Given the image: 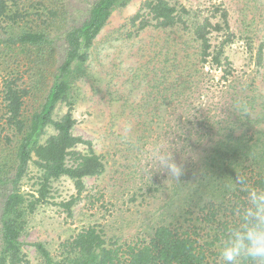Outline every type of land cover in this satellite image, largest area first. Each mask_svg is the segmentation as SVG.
I'll return each instance as SVG.
<instances>
[{"label": "trees", "instance_id": "1", "mask_svg": "<svg viewBox=\"0 0 264 264\" xmlns=\"http://www.w3.org/2000/svg\"><path fill=\"white\" fill-rule=\"evenodd\" d=\"M85 1L88 9L79 19L78 13L70 15L68 0H0V138L7 152L0 158V264H30L21 239L27 217L50 202L55 181L68 178L74 185L76 195L58 203L72 218L86 179L106 169L93 142L73 133L78 122L72 84L83 74L114 11L133 0ZM173 2L177 0H144L129 18V36L151 27L179 28L198 43L197 60L230 80L235 69L228 49L240 41L249 50L253 47L250 37L234 31L229 8L215 4L208 14L196 11L194 20L190 9ZM57 37L64 46L60 62L54 58ZM255 58L262 65L264 44ZM237 92L230 99L239 113L236 120L206 126L217 138L212 145L216 155L205 156L203 162L211 168L222 162L220 170L231 173L232 188L224 190L221 200L200 203L187 210L190 217L184 223L159 225L149 240L136 244L106 239L99 225L80 229L60 243L56 254L33 243L44 264H218L224 230L235 222L234 209L243 203L236 178L264 188V129L236 134L258 114L256 99L246 88ZM61 105L65 111L57 116ZM259 116L264 121V106ZM49 129L54 132L48 134ZM27 182L32 183L28 190Z\"/></svg>", "mask_w": 264, "mask_h": 264}, {"label": "rangeland", "instance_id": "2", "mask_svg": "<svg viewBox=\"0 0 264 264\" xmlns=\"http://www.w3.org/2000/svg\"><path fill=\"white\" fill-rule=\"evenodd\" d=\"M143 1L133 0L114 11L90 51L83 74L72 84L78 122L73 133L93 142L104 157L105 172L86 179L72 218L58 205L76 195L72 181L61 178L53 183V198L28 215L21 238L30 264H44L33 243H43L56 254L60 243L80 229L99 225L106 239L136 244L149 240L159 225L184 223L190 217L187 210L200 203L221 200L224 190L232 188L231 173L220 170L222 162L213 168L203 162L205 156L216 155L212 145L217 138L206 126L236 120L239 113L230 99L241 93L238 90L246 88L255 96L258 114L251 122L245 120L249 128L236 134L264 129L259 116L264 106V59L257 65L255 58L264 44V0L173 2L190 9L194 20L196 11L208 14L213 5L223 3L230 10L234 31L250 37L252 50L244 41L228 49L235 69L228 81L220 70L197 60L198 43L179 28L151 27L129 36V18ZM67 3L70 15L78 13L84 19L88 1ZM57 38L54 58L60 62L64 46ZM64 111L59 106L57 116ZM53 132L49 129L48 134ZM4 147L0 138V158L7 154ZM161 155L173 157L182 167L179 178L161 166ZM31 185L27 182V190Z\"/></svg>", "mask_w": 264, "mask_h": 264}, {"label": "clouds", "instance_id": "3", "mask_svg": "<svg viewBox=\"0 0 264 264\" xmlns=\"http://www.w3.org/2000/svg\"><path fill=\"white\" fill-rule=\"evenodd\" d=\"M161 166L179 178L182 167L173 157L161 155ZM243 203L234 209L235 222L226 226L218 251V264H264V188L251 187L236 178Z\"/></svg>", "mask_w": 264, "mask_h": 264}]
</instances>
